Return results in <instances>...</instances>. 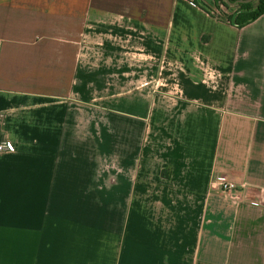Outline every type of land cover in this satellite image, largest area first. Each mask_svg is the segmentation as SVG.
<instances>
[{
  "label": "crops",
  "instance_id": "0c3cea01",
  "mask_svg": "<svg viewBox=\"0 0 264 264\" xmlns=\"http://www.w3.org/2000/svg\"><path fill=\"white\" fill-rule=\"evenodd\" d=\"M196 1L0 0V264H264V13Z\"/></svg>",
  "mask_w": 264,
  "mask_h": 264
},
{
  "label": "trees",
  "instance_id": "16d2710c",
  "mask_svg": "<svg viewBox=\"0 0 264 264\" xmlns=\"http://www.w3.org/2000/svg\"><path fill=\"white\" fill-rule=\"evenodd\" d=\"M254 1L257 3L255 6L253 5V2L238 3L237 10L233 15L229 16L227 20L238 27L254 21L257 17L264 13V0ZM194 3L197 4V1L194 0ZM220 3L224 2L220 0Z\"/></svg>",
  "mask_w": 264,
  "mask_h": 264
},
{
  "label": "built area",
  "instance_id": "2783aa9c",
  "mask_svg": "<svg viewBox=\"0 0 264 264\" xmlns=\"http://www.w3.org/2000/svg\"><path fill=\"white\" fill-rule=\"evenodd\" d=\"M14 145L9 140L0 139V153L11 152L14 150ZM213 186L223 191H237L238 186L234 181L217 180Z\"/></svg>",
  "mask_w": 264,
  "mask_h": 264
},
{
  "label": "water",
  "instance_id": "95a60500",
  "mask_svg": "<svg viewBox=\"0 0 264 264\" xmlns=\"http://www.w3.org/2000/svg\"><path fill=\"white\" fill-rule=\"evenodd\" d=\"M225 1L228 4H238V3H248V2H252L254 0H235L234 2H230L229 0H225Z\"/></svg>",
  "mask_w": 264,
  "mask_h": 264
},
{
  "label": "rangeland",
  "instance_id": "374dc122",
  "mask_svg": "<svg viewBox=\"0 0 264 264\" xmlns=\"http://www.w3.org/2000/svg\"><path fill=\"white\" fill-rule=\"evenodd\" d=\"M253 2V5L255 6L257 3H256V1H252Z\"/></svg>",
  "mask_w": 264,
  "mask_h": 264
}]
</instances>
